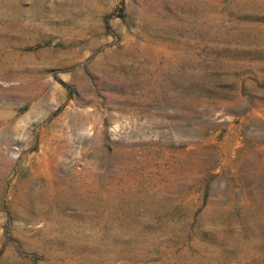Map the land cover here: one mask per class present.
<instances>
[{"label": "rangeland", "instance_id": "374dc122", "mask_svg": "<svg viewBox=\"0 0 264 264\" xmlns=\"http://www.w3.org/2000/svg\"><path fill=\"white\" fill-rule=\"evenodd\" d=\"M0 264H264V0H0Z\"/></svg>", "mask_w": 264, "mask_h": 264}, {"label": "trees", "instance_id": "16d2710c", "mask_svg": "<svg viewBox=\"0 0 264 264\" xmlns=\"http://www.w3.org/2000/svg\"><path fill=\"white\" fill-rule=\"evenodd\" d=\"M108 19H109V17H108ZM107 25H108V22H107Z\"/></svg>", "mask_w": 264, "mask_h": 264}]
</instances>
